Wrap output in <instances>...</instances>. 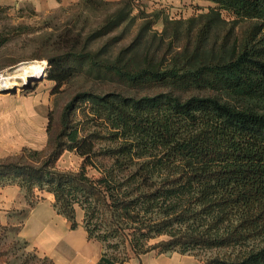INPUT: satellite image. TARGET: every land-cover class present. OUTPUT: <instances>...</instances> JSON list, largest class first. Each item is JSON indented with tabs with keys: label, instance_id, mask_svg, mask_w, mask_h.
<instances>
[{
	"label": "trees",
	"instance_id": "trees-1",
	"mask_svg": "<svg viewBox=\"0 0 264 264\" xmlns=\"http://www.w3.org/2000/svg\"><path fill=\"white\" fill-rule=\"evenodd\" d=\"M208 1L206 12L170 18L134 14V0H81L103 16L57 35L44 76L55 91L80 74L116 86L76 92L57 122L50 112L47 146L31 162L0 159V180L21 177L0 188L48 192L30 207L52 196L72 229L84 212L88 238L103 243L99 264L153 251L264 264V0ZM10 37L0 33V47ZM65 150L82 157L78 170L56 167Z\"/></svg>",
	"mask_w": 264,
	"mask_h": 264
},
{
	"label": "rangeland",
	"instance_id": "rangeland-1",
	"mask_svg": "<svg viewBox=\"0 0 264 264\" xmlns=\"http://www.w3.org/2000/svg\"><path fill=\"white\" fill-rule=\"evenodd\" d=\"M81 0H21L10 3H0V33L10 35V39L0 47V75L4 76L17 74L12 81L18 82L14 87L16 91L0 88V99L7 100V106L16 105L14 115L8 118L7 128L9 138L15 136L24 138L34 145H25L9 156L19 157L21 162H31L33 150H42L47 146L48 133L45 134L47 116L51 112L54 121L59 116L64 105L78 91L89 88H100L103 90L116 86L114 82L103 83L98 80L89 79L80 74L67 81L59 90H54L55 82L43 76L37 79L24 81L21 77V67L30 63H41L45 66L46 74L49 73V56L56 52V37L69 26L82 32H87L95 27L103 16L104 9H89L81 6ZM117 1V0H109ZM134 14L139 10L148 13L161 12L163 16L170 18H188L190 16L208 11L210 6L215 4L208 0H134ZM223 16L231 20L232 16L227 10H223ZM78 20V21H77ZM80 20V21H79ZM77 21V22H75ZM87 21V23H86ZM138 20L131 26L127 38L135 33ZM249 22L241 21L239 26L244 27ZM154 28L161 31L164 28L163 20L160 18L154 24ZM239 29V27H238ZM28 63V64H27ZM21 66V67H20ZM19 73H17V72ZM13 72V73H12ZM45 75V74H44ZM161 91L159 86L149 91ZM15 103H11V101ZM31 104L33 114L27 115V105ZM23 111L20 112V108ZM16 112V113H15ZM39 123V129L32 127V124ZM24 152V153H23ZM23 153V154H22ZM82 165V157L75 151L65 150L56 162V167L61 170H78ZM89 174H94V169L88 167ZM10 179L0 180L1 184L8 181H19L21 177L12 173ZM15 174V175H14ZM9 186V185H7ZM6 187V186H5ZM23 208L15 219L25 218L29 210L31 199L47 195V191H41L38 187L34 192L22 188ZM82 210L78 208V219L83 217ZM200 257H208L212 251L200 252ZM35 247L27 244L18 235L17 228L0 224V264H52Z\"/></svg>",
	"mask_w": 264,
	"mask_h": 264
},
{
	"label": "crops",
	"instance_id": "crops-1",
	"mask_svg": "<svg viewBox=\"0 0 264 264\" xmlns=\"http://www.w3.org/2000/svg\"><path fill=\"white\" fill-rule=\"evenodd\" d=\"M16 1L21 0H0V3ZM7 100L0 99V159L8 157L9 154L27 144L34 145L22 137L9 138L7 122L10 112L12 116L14 115L12 111L16 110V105L7 106L9 105L6 103ZM11 103H15L14 100ZM21 111H23L22 107ZM26 111L27 115L23 112V116L33 114L30 103ZM32 127L39 129V123H33ZM45 132L47 134V125ZM23 205V194L19 186L1 187L0 224H10L16 227L18 235L23 240H26L44 256L52 259L55 264H99L103 253V243L96 239H89L80 220L78 226L72 229L69 221L54 209L52 196L49 195L39 200L33 207L29 206L25 218L17 220L15 219L16 214L21 211ZM117 264H201V261L192 254H182L177 251L166 253L153 251Z\"/></svg>",
	"mask_w": 264,
	"mask_h": 264
},
{
	"label": "bare ground",
	"instance_id": "bare-ground-1",
	"mask_svg": "<svg viewBox=\"0 0 264 264\" xmlns=\"http://www.w3.org/2000/svg\"><path fill=\"white\" fill-rule=\"evenodd\" d=\"M39 62V61H38ZM38 62H35V63H30L28 65H23L21 67V77L23 78L24 81H27V80H31V79H37V78H40V77H43L44 74H45V66L41 63H38ZM13 73V72H12ZM17 77V74H12V75H8V76H4V74L0 75V88H12L14 87L16 84H18V82L16 83V81H12V79L16 78Z\"/></svg>",
	"mask_w": 264,
	"mask_h": 264
},
{
	"label": "water",
	"instance_id": "water-1",
	"mask_svg": "<svg viewBox=\"0 0 264 264\" xmlns=\"http://www.w3.org/2000/svg\"><path fill=\"white\" fill-rule=\"evenodd\" d=\"M7 89V88H6ZM7 90H10V91H16L17 89L15 87H12V88H8Z\"/></svg>",
	"mask_w": 264,
	"mask_h": 264
}]
</instances>
